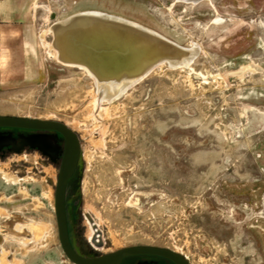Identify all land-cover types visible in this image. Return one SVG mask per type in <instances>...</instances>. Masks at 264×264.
I'll use <instances>...</instances> for the list:
<instances>
[{
	"label": "rangeland",
	"instance_id": "1",
	"mask_svg": "<svg viewBox=\"0 0 264 264\" xmlns=\"http://www.w3.org/2000/svg\"><path fill=\"white\" fill-rule=\"evenodd\" d=\"M83 10L199 54L98 102L96 80L55 47L57 22ZM0 115L78 135L82 162L67 190L78 217L74 198L69 215L98 252L154 246L191 264H264V0H0ZM18 155L0 166L1 264H73L55 213L60 165Z\"/></svg>",
	"mask_w": 264,
	"mask_h": 264
},
{
	"label": "bare ground",
	"instance_id": "2",
	"mask_svg": "<svg viewBox=\"0 0 264 264\" xmlns=\"http://www.w3.org/2000/svg\"><path fill=\"white\" fill-rule=\"evenodd\" d=\"M178 1L187 3L197 0ZM75 18H78V20L74 23L73 19ZM105 18L112 21L111 23L123 26L128 25L134 28V30L144 33L150 38V40L146 41L151 43L150 47L152 50H150V52L143 51L130 54V51L125 49V45L122 48V57H116V61L110 62L111 66H109L112 67V69L118 70V75L99 78L98 75H94L95 69L88 67L86 64L91 63L94 68L100 66L101 63L105 61V58L110 56L111 52L115 50V46L117 45L112 36H108L107 33H104L99 28V25H101L100 21L105 20ZM85 20H90L92 22H86ZM54 33L55 47L58 54H60L67 63L65 66L84 70L90 77L96 80L98 92L100 91L101 93L98 102L108 101L112 103L122 97L132 86L143 81L156 67L162 64H166L173 69L189 68L199 54V47L194 45L195 43L191 47H183L179 43L169 40L158 32L145 28L136 22L100 10H83L76 12L74 15L57 22ZM140 41L141 40L138 42ZM163 48L173 50V53L165 51L162 53ZM136 60L139 65L135 68L129 67V64L134 65ZM122 64L124 66H122ZM138 66L140 67L139 70L137 69L139 68ZM128 69H130V71L134 70L133 73L129 72ZM8 227L12 231L11 236L19 239L25 244V242L21 240L24 224L20 221H14L8 225ZM97 233L98 232L93 229L92 235L94 236L92 242L94 244L97 243L96 238H99V236L96 235ZM1 263L0 260V264Z\"/></svg>",
	"mask_w": 264,
	"mask_h": 264
},
{
	"label": "water",
	"instance_id": "3",
	"mask_svg": "<svg viewBox=\"0 0 264 264\" xmlns=\"http://www.w3.org/2000/svg\"><path fill=\"white\" fill-rule=\"evenodd\" d=\"M74 23L78 18L73 19ZM86 22H92L90 20H85ZM100 29L107 33L108 36H112L117 44L115 50H113L110 56L105 58V61L101 63L100 66H94L86 64L88 67L95 69L94 75L99 78L103 76H114L118 75V70L112 69L110 62L116 61V57H122V48L129 50L130 54H135L139 52H145L152 50L150 47L151 43L146 40H150L148 36L144 33L134 30V28L128 25H118L111 23L112 21L105 18V20L100 21ZM112 26V27H111ZM111 28V29H110ZM131 37V38H130ZM140 42H138L139 40ZM131 41V42H130ZM119 44V46H118ZM169 46V45H168ZM166 48V47H165ZM163 48L162 53L168 52L173 53V50ZM128 53V54H129ZM59 59L63 63L67 64L65 60L60 56ZM139 65L138 61H135L134 65L129 64V67H137ZM122 66H124L122 64ZM139 67V66H138ZM138 70L140 69L137 68ZM129 72L133 73L134 70ZM137 70V71H138ZM136 72V71H135ZM0 128H18V129H29V130H41V131H55L59 133L64 139V150L61 160V166L59 170L57 185L55 189V213L58 227V235L61 247L67 259L73 264H121L126 258L138 255H153L166 258L173 262L174 264H191L190 261L183 255L162 247L154 246H131L125 247L109 254L103 255L97 258H85L76 253L73 249L68 230L67 213H66V192L70 180L73 178L76 170L79 167L82 150L81 143L78 135L69 128L66 124L59 121L52 120H39L32 119L29 117H19V116H9L0 115ZM9 138L0 137V149L4 146H8L10 142ZM93 229L99 232L93 219L87 216Z\"/></svg>",
	"mask_w": 264,
	"mask_h": 264
},
{
	"label": "flooded vegetation",
	"instance_id": "4",
	"mask_svg": "<svg viewBox=\"0 0 264 264\" xmlns=\"http://www.w3.org/2000/svg\"><path fill=\"white\" fill-rule=\"evenodd\" d=\"M0 137L9 138L8 141L10 142L8 146H4L0 149V166L5 165L7 161H10V159L14 156L19 157L18 154H24V156H26V154L28 155L45 154V156L55 160L54 162L57 165L61 166V160L64 150V139L59 133L55 131H41V130H29V129H18V128H0ZM67 192H66V213H67L69 238L73 249L76 251L77 254L85 258H97L111 253V252L100 253L98 252L99 251L98 248H94L92 244H87L82 239L81 234L76 230L78 229L77 225L73 226L72 224L73 221L71 220L72 218L69 215L70 202L71 199H73L75 196H72L68 200ZM72 206H73L72 214L74 218H77L78 217L77 199L74 198L72 200ZM121 264H174V263L160 256L138 255L124 259Z\"/></svg>",
	"mask_w": 264,
	"mask_h": 264
},
{
	"label": "trees",
	"instance_id": "5",
	"mask_svg": "<svg viewBox=\"0 0 264 264\" xmlns=\"http://www.w3.org/2000/svg\"><path fill=\"white\" fill-rule=\"evenodd\" d=\"M81 162H82V159H81V161H80V164H79V165H81Z\"/></svg>",
	"mask_w": 264,
	"mask_h": 264
}]
</instances>
